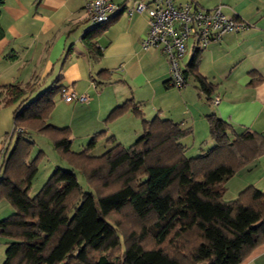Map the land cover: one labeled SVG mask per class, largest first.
<instances>
[{
	"label": "trees",
	"instance_id": "1",
	"mask_svg": "<svg viewBox=\"0 0 264 264\" xmlns=\"http://www.w3.org/2000/svg\"><path fill=\"white\" fill-rule=\"evenodd\" d=\"M3 5L0 0V15ZM85 44L92 56H101L87 37ZM199 54L194 52L183 76L192 77L210 101L214 88L196 72ZM64 89L56 80L32 97L34 84L0 86V108L19 104L0 162V202L13 210L0 220V236L8 240L2 264H241L264 245V192L248 186L236 199L224 200L226 182L264 154L262 135L237 131L210 114L211 147L187 157L182 141L191 129L157 117L145 121L138 104L128 101L106 121L130 109L142 126L133 144L109 139L113 145L93 156L94 135L86 148L73 152L69 128L47 122ZM31 133L50 139L67 165L83 174L88 192L72 170L55 168L30 196L43 155L31 158ZM125 211L133 227L120 225Z\"/></svg>",
	"mask_w": 264,
	"mask_h": 264
},
{
	"label": "crops",
	"instance_id": "2",
	"mask_svg": "<svg viewBox=\"0 0 264 264\" xmlns=\"http://www.w3.org/2000/svg\"><path fill=\"white\" fill-rule=\"evenodd\" d=\"M89 1L4 0L0 15L4 30L0 40V86L34 84V97L60 80L65 89L88 96V104L67 102L72 110L83 104L82 109L87 111L81 112L89 114L84 119L95 123H103L114 108L133 101L145 121L157 117L179 123L182 129L196 131L197 128L201 133L204 129L201 124L214 114L237 131L256 132L264 137V0H191L206 10L220 7L226 17L250 26L247 31L225 34L219 42L200 50L196 72L214 88L210 101L192 77L183 89L166 86L169 74L164 55L158 48L149 51L140 48L148 30V13L134 12L128 17L120 12L100 28L101 25H94L87 18L85 4ZM125 1L112 0L115 5ZM139 1L150 4L153 0ZM185 1L175 0V3ZM85 36L100 51V57L89 53ZM194 52L190 43L181 59L182 70ZM214 97H219L218 105L212 104ZM18 105L0 108V162ZM115 120L112 123H141L130 109ZM141 132L142 128H135L126 136L136 141ZM207 138L208 132L203 136ZM109 139L124 146L114 132ZM206 143L210 148L211 141ZM109 145L110 148L113 144ZM236 176L238 179L245 176L237 184L238 194L248 186L264 191V154L232 176L226 188ZM2 239L5 250L8 240ZM263 257L264 245L241 264H263ZM3 261L4 257L0 264Z\"/></svg>",
	"mask_w": 264,
	"mask_h": 264
},
{
	"label": "built area",
	"instance_id": "3",
	"mask_svg": "<svg viewBox=\"0 0 264 264\" xmlns=\"http://www.w3.org/2000/svg\"><path fill=\"white\" fill-rule=\"evenodd\" d=\"M85 10L88 20L98 26L107 23L112 15L120 12H125L128 17L134 12L148 13V30L140 42V48L142 51L153 48L160 50L168 67L166 84L178 90L187 85L179 63L190 43L192 49L200 51L209 44L219 42L225 34L239 33L250 28L244 22L226 17L220 7L206 10L191 0L180 4H176L175 0H153L150 4L126 0L121 5H115L112 0H91L85 4ZM62 98L79 103L88 101V97L77 95L71 89H64ZM218 103L219 97H214L212 104Z\"/></svg>",
	"mask_w": 264,
	"mask_h": 264
},
{
	"label": "rangeland",
	"instance_id": "4",
	"mask_svg": "<svg viewBox=\"0 0 264 264\" xmlns=\"http://www.w3.org/2000/svg\"><path fill=\"white\" fill-rule=\"evenodd\" d=\"M186 58V57H185ZM180 68L183 66V63H179ZM189 85V84H188ZM88 97L87 95H85ZM70 103H73L71 100ZM89 101V98H88ZM84 104H88L89 102ZM67 101H64L60 95L55 97V106L53 107L52 111L48 117V123L53 124V126H59V128H63L67 126L70 130V140L72 141L71 150L74 152H80L84 148L87 147L88 142L91 138L95 135L94 138V145L91 149V154L95 156H99L104 153L109 148L108 137L111 136V132H114L117 138L121 141V143L128 147L135 139L132 136H126V134L130 133V131H134L135 128L140 130L141 123H112L114 121L108 122L106 120L103 123H95L93 120H87L86 118L89 114H86L81 111H87L82 109L83 104H78V108L72 110V105ZM78 103V102H75ZM82 106V107H81ZM89 112V111H88ZM94 113H90L93 115ZM85 115V117H84ZM50 119V120H49ZM116 121V120H115ZM52 122V123H50ZM56 122V123H53ZM201 124V123H200ZM198 125V123H197ZM204 125V129L201 133L198 132L197 128L196 131H192L191 135L183 139V144L186 147V156H196L202 150H206L209 146L206 142H209L210 138L203 139L207 130V123H202ZM206 126V127H205ZM141 127V128H140ZM106 131L101 133L102 131ZM111 130V132H110ZM11 132V131H10ZM21 132V131H20ZM99 133V134H98ZM31 139L34 142V149L31 152V158H34L39 151L43 152V155L40 157L39 161L37 162V173L34 176L31 188H30V196L35 195L38 190L43 186V184L47 181L49 176L55 170V168H61L66 171H71L72 169L67 165L66 161L54 150L50 139L42 134H35L31 133ZM132 138V139H131ZM15 141V136L10 139L8 148L10 149L13 146ZM74 175L77 178L79 185L81 186L82 190L88 192L89 189L87 187L85 178L83 174H81L77 170H72ZM245 176H241L238 179L236 176L231 182L227 183L226 192L224 194V200H234L238 196V183L241 184ZM264 192V191H262ZM12 212L11 206L6 201L0 202V219L4 216H8ZM119 223L122 226L126 227H133L132 224V217L128 215L125 211L120 217ZM0 262L4 257V242L2 236H0ZM5 239V238H4ZM264 264V257L261 259Z\"/></svg>",
	"mask_w": 264,
	"mask_h": 264
}]
</instances>
